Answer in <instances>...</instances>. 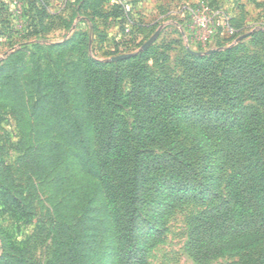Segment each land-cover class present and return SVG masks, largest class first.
I'll return each mask as SVG.
<instances>
[{"label": "rangeland", "instance_id": "obj_1", "mask_svg": "<svg viewBox=\"0 0 264 264\" xmlns=\"http://www.w3.org/2000/svg\"><path fill=\"white\" fill-rule=\"evenodd\" d=\"M201 6L224 13L233 33L210 49L198 46L187 31L190 13ZM158 30L154 43L142 51ZM183 46L198 53L196 57L235 48L232 59L264 67V0H0V191L20 200L18 205L0 204V263L15 257L19 264H47L73 236L77 264H136L137 254L146 264H227L240 259L221 256L198 262L188 253L186 222L207 206L192 201L167 212H162L163 205L147 208L129 248L113 222L101 220L112 215L105 209L101 187L72 193V178L83 180L72 157L76 148L47 122L63 121L69 129L70 115L84 100L89 60L119 62L125 93L131 88L128 76L138 65L157 75L159 60L168 56L167 65L175 68ZM58 79L68 85L70 105L57 100L52 86ZM245 105L260 109L252 101ZM183 134L199 137L203 132L187 127ZM82 211L95 219L83 229L77 218ZM210 241L222 242L216 236Z\"/></svg>", "mask_w": 264, "mask_h": 264}, {"label": "trees", "instance_id": "obj_2", "mask_svg": "<svg viewBox=\"0 0 264 264\" xmlns=\"http://www.w3.org/2000/svg\"><path fill=\"white\" fill-rule=\"evenodd\" d=\"M234 51L196 57L183 46L175 68L167 65L168 56L159 60L157 75L138 65L128 76L127 93L119 62L89 60L84 100L70 115L69 129L63 121L47 120L76 148L72 157L83 180L73 175L72 193L101 187L105 209L112 213L101 220L113 222L129 248L147 208L163 205L167 212L192 201L207 204L186 222L188 253L196 261L239 256L227 264H264V67L232 59ZM52 87L57 100L71 104L63 79ZM249 101L260 109L245 105ZM187 127L203 135L186 136ZM90 199L93 206L96 199ZM2 201L20 203L0 191V204H6ZM77 218L82 229L95 221L85 211ZM213 236L222 242L211 244ZM76 241L73 236L63 243L60 255L47 264H77ZM138 256L136 264H146ZM19 263L12 257L5 264Z\"/></svg>", "mask_w": 264, "mask_h": 264}, {"label": "built area", "instance_id": "obj_3", "mask_svg": "<svg viewBox=\"0 0 264 264\" xmlns=\"http://www.w3.org/2000/svg\"><path fill=\"white\" fill-rule=\"evenodd\" d=\"M120 1L126 2V0ZM186 26L189 37L202 48L210 49L220 38L233 34L227 16L208 6L193 10Z\"/></svg>", "mask_w": 264, "mask_h": 264}, {"label": "water", "instance_id": "obj_4", "mask_svg": "<svg viewBox=\"0 0 264 264\" xmlns=\"http://www.w3.org/2000/svg\"><path fill=\"white\" fill-rule=\"evenodd\" d=\"M160 33V30H158L143 46H142V51L146 50L150 45H152V43H154V41L156 40V38L158 37ZM250 34H247V35H242L240 37H238L236 40H235V43H239L241 42L243 39H245L247 36H249ZM187 52L191 55H194V56H198L199 54L198 53H194L192 52L189 48L186 49ZM214 51H209L206 53V55H209V54H212Z\"/></svg>", "mask_w": 264, "mask_h": 264}]
</instances>
